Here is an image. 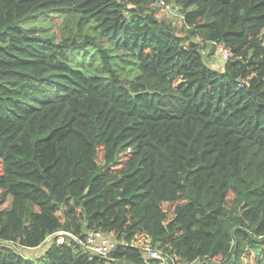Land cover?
Instances as JSON below:
<instances>
[{
    "label": "trees",
    "instance_id": "obj_1",
    "mask_svg": "<svg viewBox=\"0 0 264 264\" xmlns=\"http://www.w3.org/2000/svg\"><path fill=\"white\" fill-rule=\"evenodd\" d=\"M91 229L108 258L56 242ZM143 236L264 264V0H0V264H144Z\"/></svg>",
    "mask_w": 264,
    "mask_h": 264
},
{
    "label": "built area",
    "instance_id": "obj_2",
    "mask_svg": "<svg viewBox=\"0 0 264 264\" xmlns=\"http://www.w3.org/2000/svg\"><path fill=\"white\" fill-rule=\"evenodd\" d=\"M159 3L164 7L165 11L169 14H176L179 12V7L177 5H168L165 4L162 1H159ZM216 51L220 54V56L223 59H227L229 57V50L227 47H225L223 44H216ZM58 237L56 239V242L59 244H62L66 237H70L73 241L78 242L83 250L88 253L90 256H98V257H104L108 258L110 256V253L117 245L116 240L111 236L109 233L101 232L100 230H87L84 233V238L79 239L69 233H63L60 232L57 234ZM51 239V236L47 237L45 239V244L49 243ZM137 245V240L135 241V244ZM43 246V245H42ZM139 247H142V252L144 255L143 263L144 264H150L151 260L157 261L161 264H167V255L162 254L155 248L146 245H140ZM41 248V247H40ZM173 264H190V263H173ZM192 264V263H191Z\"/></svg>",
    "mask_w": 264,
    "mask_h": 264
},
{
    "label": "rangeland",
    "instance_id": "obj_3",
    "mask_svg": "<svg viewBox=\"0 0 264 264\" xmlns=\"http://www.w3.org/2000/svg\"><path fill=\"white\" fill-rule=\"evenodd\" d=\"M161 13V12H160ZM163 13V12H162ZM163 17L166 19V17L168 19H170L171 21V25L174 27L175 31L180 33L182 26V14L177 12L176 14H169L166 12V16L163 13L162 14ZM167 19V20H168ZM61 18L57 17V16H53L52 18L49 19V23L50 25V29L51 31H54L55 34L58 35L59 33V24L61 22ZM204 52L206 53V56L209 63H210V67L211 68H218L219 70L222 69V65L224 64V60L220 58V56L216 53V49H214V51L211 49L210 45H207V47L204 49ZM9 204L8 199L4 202L3 205H1V208H7ZM49 243H46L45 246L39 248V249H27V248H23V247H18V251L21 252L22 254H24L26 257L29 258H34L39 256V252H42L45 247L48 245ZM143 245L146 246L148 244V240L145 236L143 237H138L137 238V245ZM252 264V263H249Z\"/></svg>",
    "mask_w": 264,
    "mask_h": 264
},
{
    "label": "crops",
    "instance_id": "obj_4",
    "mask_svg": "<svg viewBox=\"0 0 264 264\" xmlns=\"http://www.w3.org/2000/svg\"><path fill=\"white\" fill-rule=\"evenodd\" d=\"M37 249H39V248H37Z\"/></svg>",
    "mask_w": 264,
    "mask_h": 264
}]
</instances>
